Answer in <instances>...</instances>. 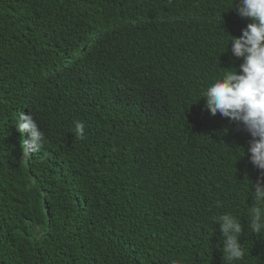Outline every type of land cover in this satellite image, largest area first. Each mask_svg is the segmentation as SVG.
<instances>
[{
    "label": "trees",
    "instance_id": "1",
    "mask_svg": "<svg viewBox=\"0 0 264 264\" xmlns=\"http://www.w3.org/2000/svg\"><path fill=\"white\" fill-rule=\"evenodd\" d=\"M237 7L0 0V264H227L225 213L243 226L233 264H264L251 136L202 97L243 62ZM21 112L45 134L27 155Z\"/></svg>",
    "mask_w": 264,
    "mask_h": 264
},
{
    "label": "clouds",
    "instance_id": "2",
    "mask_svg": "<svg viewBox=\"0 0 264 264\" xmlns=\"http://www.w3.org/2000/svg\"><path fill=\"white\" fill-rule=\"evenodd\" d=\"M236 10L240 17L251 20L238 38L231 36V52L243 62L239 70L228 71L216 79L202 97L213 116L219 113L242 124L251 136L247 152L250 162L261 170V176L251 185L255 193L254 204L248 209L250 228L252 233H264V0H238ZM74 125L75 133L83 139L85 124L75 121ZM16 127L29 135L23 142L25 155L42 147L45 134L31 112L27 115L21 112ZM217 223L224 237L222 252L227 264L243 260L242 224L230 213L220 215Z\"/></svg>",
    "mask_w": 264,
    "mask_h": 264
}]
</instances>
